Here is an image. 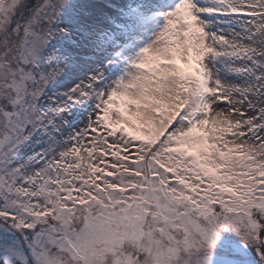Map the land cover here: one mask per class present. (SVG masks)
I'll use <instances>...</instances> for the list:
<instances>
[{
  "label": "snow or ice",
  "instance_id": "1",
  "mask_svg": "<svg viewBox=\"0 0 264 264\" xmlns=\"http://www.w3.org/2000/svg\"><path fill=\"white\" fill-rule=\"evenodd\" d=\"M67 5L0 0V264H264V0Z\"/></svg>",
  "mask_w": 264,
  "mask_h": 264
},
{
  "label": "rangeland",
  "instance_id": "2",
  "mask_svg": "<svg viewBox=\"0 0 264 264\" xmlns=\"http://www.w3.org/2000/svg\"><path fill=\"white\" fill-rule=\"evenodd\" d=\"M26 5V8L21 10L20 13H17L14 17L15 21H19L21 24L25 23L27 20L29 13L32 8L36 5L43 2V0H23ZM95 0H68V5L65 10L60 14V22L67 23L73 16V13L83 7L88 6L89 4L94 3ZM115 2V0H114ZM118 3H128L130 0H117ZM169 3L172 0H168ZM203 2V0H201ZM162 24V21L158 22ZM15 24L10 25V27H14ZM121 26L119 17H116L112 21L109 22L110 29L119 28ZM223 26V25H222ZM75 46L76 40L74 35H70L68 38L63 36L55 38L51 42L52 48L55 49L58 55H63L67 57L71 63L69 65V69L65 71L62 77L57 81L55 85H53V95L60 94L65 92L68 87L72 85L76 81V79L80 76H83L84 73L78 72L75 67ZM108 70L111 71L112 78H116L119 75V72L115 69H112L108 66ZM83 105H79L72 109L73 114L75 115V119L72 120V124L76 121L72 128L69 131H74L76 128H83L84 124L87 122L89 116L92 112V107L90 102L88 103L89 107L87 108V112L83 111ZM146 134V130L144 133ZM110 159V158H109ZM245 251L244 245L241 243L240 237L233 231L225 230L221 232L219 239L217 240L214 249L213 255L211 258V264H247L246 259H237L232 255L243 254ZM228 252V254H225Z\"/></svg>",
  "mask_w": 264,
  "mask_h": 264
},
{
  "label": "trees",
  "instance_id": "3",
  "mask_svg": "<svg viewBox=\"0 0 264 264\" xmlns=\"http://www.w3.org/2000/svg\"><path fill=\"white\" fill-rule=\"evenodd\" d=\"M225 254H228V252H225ZM232 256L237 258V259L245 258L246 259L245 262L247 264H255V260H256L255 252L251 248H245V251L243 254H237V255L235 254Z\"/></svg>",
  "mask_w": 264,
  "mask_h": 264
}]
</instances>
